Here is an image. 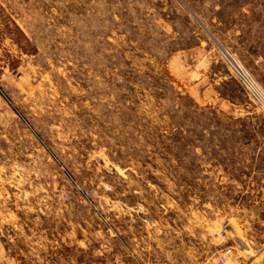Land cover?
Returning a JSON list of instances; mask_svg holds the SVG:
<instances>
[{
    "label": "rangeland",
    "instance_id": "1",
    "mask_svg": "<svg viewBox=\"0 0 264 264\" xmlns=\"http://www.w3.org/2000/svg\"><path fill=\"white\" fill-rule=\"evenodd\" d=\"M234 68L264 95V0H0V264H264Z\"/></svg>",
    "mask_w": 264,
    "mask_h": 264
},
{
    "label": "built area",
    "instance_id": "2",
    "mask_svg": "<svg viewBox=\"0 0 264 264\" xmlns=\"http://www.w3.org/2000/svg\"><path fill=\"white\" fill-rule=\"evenodd\" d=\"M236 74L240 77L243 82L244 88L262 105L264 106V95L258 90V86L253 82V80L240 68H234ZM229 223H223L222 234H224L228 228ZM231 249H226L217 258L216 264H224L230 257Z\"/></svg>",
    "mask_w": 264,
    "mask_h": 264
}]
</instances>
